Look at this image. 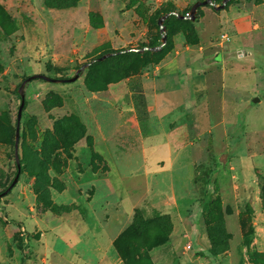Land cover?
Listing matches in <instances>:
<instances>
[{
  "label": "rangeland",
  "instance_id": "374dc122",
  "mask_svg": "<svg viewBox=\"0 0 264 264\" xmlns=\"http://www.w3.org/2000/svg\"><path fill=\"white\" fill-rule=\"evenodd\" d=\"M195 1L0 0V264H264V0L69 81Z\"/></svg>",
  "mask_w": 264,
  "mask_h": 264
},
{
  "label": "water",
  "instance_id": "95a60500",
  "mask_svg": "<svg viewBox=\"0 0 264 264\" xmlns=\"http://www.w3.org/2000/svg\"><path fill=\"white\" fill-rule=\"evenodd\" d=\"M230 0H222V2L220 4L216 3V0H196L188 13H179L177 11H169L166 12L165 14H163L159 19H158V25H159V29H160V33H161V44L157 45V46H143V47H136V48H129V49H123V50H119V51H115V52H107L104 53L103 55H101L100 57L87 62L85 64H83L82 66H80L77 71L75 72L74 76L69 78V81H75L81 74V72H83V70L89 66L90 64H92V62L94 61H98V60H104L107 57L117 54L118 52H127V51H137V52H144L145 50H152V51H158L160 49H162L163 46H165V44L167 43V34H166V25H165V20L168 16L174 14L176 16H178L181 19H191L194 20L196 18V14H197V10L199 7L204 6V5H212L214 6L216 9H223L229 2ZM36 78H43L47 81H58L56 78L54 77H50L46 74L43 73H35L32 75H29L27 78H25L19 88H18V92L20 94L21 97V103L19 105V109H18V114H17V122H16V131H15V144H14V154H15V161L17 164V173L13 179V181L11 182V184L3 191L0 192V198L4 195H6L18 182L19 180V175H20V171H21V159H20V155H19V143H20V135H21V119H22V115H23V109L25 107V102H26V98H25V87L26 84Z\"/></svg>",
  "mask_w": 264,
  "mask_h": 264
},
{
  "label": "trees",
  "instance_id": "16d2710c",
  "mask_svg": "<svg viewBox=\"0 0 264 264\" xmlns=\"http://www.w3.org/2000/svg\"><path fill=\"white\" fill-rule=\"evenodd\" d=\"M235 1H241V0H230L228 2L231 3V2H235ZM219 2H222V0H216V3H219ZM192 6V5H191ZM191 6H188V10H190ZM178 12V11H177ZM180 13V12H179ZM165 14V13H164ZM173 16H176L174 14L170 15L169 17L166 18L165 20V25L167 27V25H169V22H170V19L171 17ZM161 17V16H160ZM159 17V18H160ZM178 17V16H177ZM179 18V17H178ZM181 19V18H180ZM183 20H186L187 22L189 23H193V21L191 19H183ZM160 30V29H159ZM161 44V33L159 32V34L152 40L151 44H148V45H143V46H157ZM166 45V44H165ZM143 46H140V47H143ZM164 47V46H163ZM162 47V48H163ZM138 48V47H137ZM162 50V49H160ZM158 50V51H160ZM130 52H137V51H130ZM126 53V52H124ZM137 53H142L143 55H150L152 53H154V51L152 50H145L144 52H137ZM112 56V55H111ZM100 57V56H99ZM108 58V57H107ZM16 167H17V164H16ZM18 171V169H17ZM13 181V180H12ZM11 184V183H10ZM7 188V187H6ZM196 247V246H195ZM197 253L209 260H211L213 262V264H217L218 263V256H219V253L216 252V250H214L213 248H205V249H198Z\"/></svg>",
  "mask_w": 264,
  "mask_h": 264
},
{
  "label": "crops",
  "instance_id": "0c3cea01",
  "mask_svg": "<svg viewBox=\"0 0 264 264\" xmlns=\"http://www.w3.org/2000/svg\"><path fill=\"white\" fill-rule=\"evenodd\" d=\"M152 189L151 187L148 188V192L151 193ZM132 203V202H131Z\"/></svg>",
  "mask_w": 264,
  "mask_h": 264
}]
</instances>
